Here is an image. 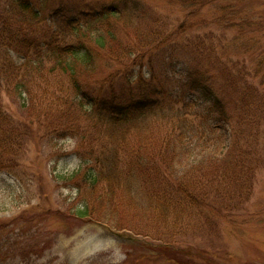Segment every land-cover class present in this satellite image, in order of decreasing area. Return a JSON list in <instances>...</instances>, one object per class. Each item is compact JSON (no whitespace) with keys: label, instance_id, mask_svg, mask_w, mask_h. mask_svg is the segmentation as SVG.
I'll list each match as a JSON object with an SVG mask.
<instances>
[{"label":"rangeland","instance_id":"rangeland-1","mask_svg":"<svg viewBox=\"0 0 264 264\" xmlns=\"http://www.w3.org/2000/svg\"><path fill=\"white\" fill-rule=\"evenodd\" d=\"M32 1L40 12L35 22L16 11L17 0H0V76H10L9 61L20 62L16 53L22 52L24 44L45 36L52 9L110 7L121 14L102 28L110 30L114 41L100 55L93 72L78 76L80 84L88 83L90 98L127 103L158 97L157 102L175 108L171 97L188 94L194 106L189 120L196 122L203 105L190 96L194 93L188 89L187 76L194 67L198 72L204 67L230 121L215 124L214 132L206 131V140L192 136L187 154L195 155L176 166L183 186L201 202L204 213L199 216L197 207L185 205L187 200L178 195L180 208L166 216L161 198L150 194L161 193L168 201L170 197L147 175L145 158L135 163L138 173L133 179L139 190L131 194L126 189L131 158L109 163L114 168L105 174L104 182L109 179L114 185L111 192L110 185L92 188L79 180L65 181L63 176L76 170L80 176L84 171L78 154L97 150L91 141L94 129L85 121L87 113L79 117L76 133L55 135L66 125L62 115L74 94H49L46 123L37 125L35 111L20 113L15 95L3 93L11 82L0 85V264H178L180 260L264 264V0H217L203 6L200 0ZM109 57L114 59L110 62ZM61 81L67 82L64 77ZM61 81H54L55 89L61 90ZM78 100L75 96L73 104L82 113ZM58 113L62 114L59 122ZM152 129L156 136L164 134L166 122L159 120ZM30 130L35 137L27 135ZM132 135L137 136L135 131ZM212 181L220 182L215 190H211ZM218 190L234 196L228 209L213 211L210 200ZM85 206L91 209L90 216H77L76 209ZM34 215H39V221H30ZM176 216L179 222L170 224ZM164 236L178 244L177 249L192 252L182 257L169 256L164 247L156 250L158 240L154 239ZM31 239L36 245L49 240L39 246V258L30 255L23 260L6 247L18 252ZM20 240L25 245L19 246Z\"/></svg>","mask_w":264,"mask_h":264},{"label":"trees","instance_id":"trees-1","mask_svg":"<svg viewBox=\"0 0 264 264\" xmlns=\"http://www.w3.org/2000/svg\"><path fill=\"white\" fill-rule=\"evenodd\" d=\"M14 1V0H13ZM125 0H118L116 3H122ZM204 1L199 4H212L217 0H200ZM226 1V0H220ZM188 3L189 0H184ZM18 7L16 11L27 14L31 22L37 21V15L40 12L34 5L32 0H17ZM38 4V3H37ZM198 2L196 5H199ZM122 5V4H121ZM222 10V9H220ZM120 11L113 8H102V10H80L78 8L68 10L63 7H56L48 14L46 26L48 32L45 36H39L35 42L26 43L22 46V52L16 53L20 60L18 64H13L9 61L8 68H11L10 76L6 73L3 77L0 76V85L11 82L9 87L2 90L4 94L12 96L20 103L17 105V110L21 113L24 109L35 111L34 122L37 125H44L47 120L46 108L50 104L51 96L49 94H74L79 99L76 105L79 111L74 107V100L67 104L64 109L65 113L59 114L55 117L59 122L60 115L65 117L66 125L61 128L55 135L69 132L70 135L77 132V122L79 117L85 116V121L88 127L94 129V137L91 141L96 143V151H91L89 154L82 151V155L78 154L84 163L82 168L83 173L77 176L79 170L63 176L65 181L74 182L79 180L81 184L88 185L96 188L100 185H110V190L114 188L109 179L104 182V176L113 170V166L109 163H119L123 159L131 158L132 167L127 171L130 174V181L127 182V188L130 194L135 190H139V183L133 179V176L138 173L135 163H140L142 158L146 159L147 175L151 176L157 185V189L162 193L169 195L168 201L165 197L158 194H150L152 197L161 198L162 206L161 211L168 216L172 211L180 208L177 205V196L182 195L187 201L184 203L196 206L199 216L204 213L201 210L203 205L199 200H195L190 188L184 187L182 184L183 176L176 173V166L181 159L189 160L195 152L187 154L191 148L194 138L192 136H199L206 140L208 132H214L215 124L229 123L230 118L224 106V100H221L220 94L213 92V83L210 84L208 72L206 68L202 67L201 72H198L196 67L188 73L187 82L188 89L194 93L190 94L192 98L198 99L199 104H202V113L197 114L196 122H191L189 117L194 116L193 105L190 99H187L188 94H178L175 99L171 97V104H163L162 100L158 101V97L153 99L149 97L138 98L127 103L116 101L115 98L106 100H96L90 98L86 89L88 88L83 82L79 81V72H93L96 69V64L100 59V55L110 48L111 43L114 41V36L109 31H104L103 26L107 23L112 24L111 19L120 16ZM143 41L140 40V44ZM136 45L139 49H144L142 45ZM148 46L150 45L147 44ZM134 46L131 45V48ZM110 51V50H109ZM137 52H139L137 50ZM114 59V58H113ZM112 57H109L111 62ZM108 63V61L104 62ZM66 78L67 82L61 81V78ZM61 81V90L54 88V81ZM94 84L97 81H93ZM89 86V85H88ZM32 94H39L34 97ZM50 96V97H49ZM35 98V99H34ZM60 99V96H59ZM195 99V102L197 100ZM179 100V101H177ZM180 105V106H179ZM1 107V100H0ZM56 111H54V115ZM165 121L167 130L164 134L156 136L155 131L152 129V124L158 121ZM135 131L137 136H133ZM208 131L207 133H205ZM147 134L149 143H146ZM205 134V135H204ZM30 137H35L36 132L33 130L27 133ZM56 137V136H54ZM83 138V137H82ZM85 140V138H83ZM88 151V150H87ZM192 151V150H191ZM144 154V155H143ZM244 153L240 156L242 157ZM144 156V157H143ZM92 159V160H90ZM239 165L238 163H235ZM152 167L154 168L150 173ZM170 169V172L164 170ZM159 172V173H158ZM248 172V168L247 171ZM155 175L156 177H153ZM136 184H134V182ZM220 182H211V190L219 187ZM209 184L205 186L207 188ZM108 190V189H106ZM202 191V188L199 189ZM155 191H152L153 193ZM199 192V193H200ZM149 196V195H148ZM206 199L205 195H202ZM233 194H222L220 190L216 191L211 197L210 206L213 211L222 210L226 208L233 198ZM202 199V200H203ZM157 200L154 199L151 205ZM158 205V204H157ZM158 208V206H156ZM228 209V208H226ZM91 209L85 206L83 209H76V215L79 217H89ZM39 215H34L30 221H39ZM180 217L176 216L170 221L171 223L179 222ZM205 219V218H204ZM203 220V219H202ZM137 236H141L137 234ZM145 237V236H144ZM168 237V236H167ZM165 236L154 239L157 243V249L164 247V252L169 256L180 255L188 257L192 252L187 249H177L178 244L175 246L170 240H165ZM162 240L164 244H162ZM49 240H47L48 242ZM29 241V244L20 240L19 246L25 245L24 249L16 251L15 248H10L13 254L26 260L30 255L39 258L41 256L39 246L47 245V242H42L41 245H36ZM175 247L176 249H174ZM177 250L179 253H177ZM45 251V250H43ZM199 256L196 255L195 258ZM178 259L179 256H178ZM170 261V260H168ZM182 263L190 264L188 260H180Z\"/></svg>","mask_w":264,"mask_h":264}]
</instances>
